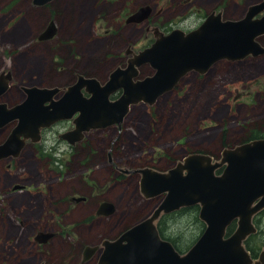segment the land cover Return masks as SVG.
<instances>
[{"label": "rangeland", "instance_id": "rangeland-1", "mask_svg": "<svg viewBox=\"0 0 264 264\" xmlns=\"http://www.w3.org/2000/svg\"><path fill=\"white\" fill-rule=\"evenodd\" d=\"M260 1L55 0L37 6L33 0H0V73L10 70L14 76L0 103L22 102L23 86L68 87L79 74L106 82L126 65L129 47L138 52L154 43L147 27L191 31L213 11H222L224 20H239ZM146 5L153 8L147 20L126 22ZM51 21L57 35L40 41ZM258 40L264 45V35ZM151 72L149 65L141 69L143 76ZM14 125L0 128V143ZM72 128L73 120L61 121L44 130L41 142L28 141L18 158L0 161V264H94L83 261L86 247L117 239L164 197L145 198L141 174L123 171H167L189 153L219 158L225 147L263 137L264 55L222 60L205 75L192 72L153 106L133 105L120 128L92 130L76 146L59 138ZM71 196L86 200L74 202ZM57 200H63L60 207ZM105 201L114 203L116 211L99 216ZM199 209L174 212L160 224L182 252L206 228ZM256 223L260 232L248 247L258 254L264 248V213ZM230 228L233 232L236 223ZM40 231L53 236L38 243Z\"/></svg>", "mask_w": 264, "mask_h": 264}, {"label": "water", "instance_id": "water-1", "mask_svg": "<svg viewBox=\"0 0 264 264\" xmlns=\"http://www.w3.org/2000/svg\"><path fill=\"white\" fill-rule=\"evenodd\" d=\"M52 1L33 0L38 6ZM152 12L151 6H141L127 22H143ZM150 30L155 42L139 53L129 49L127 54L132 56L127 66L112 71L104 84L95 77L79 75L59 98H55L62 91L59 87L23 86L26 98L22 102L11 107L1 102L0 128L12 122L16 125L0 143V161L18 158L28 140L40 142L43 130L59 121L73 119L74 128L59 137L76 145L93 129L116 124L121 127L133 105H154L192 71L206 74L224 59L237 61L264 55V46L258 41L264 35V0L251 5L240 20H223L222 12L213 11L188 33L174 29L166 34L158 27ZM56 33L57 27L51 22L39 39H51ZM147 64L154 74L137 79L140 68ZM12 80L11 71L0 74V97L9 91ZM120 90V97L112 100L111 96ZM221 154L215 159L210 154L191 153L167 171L153 167L123 171L141 174L140 188L147 199L164 197L148 217L116 240L102 242L99 264H264V250L254 260L245 245L248 237L258 232L254 217L264 210V137L226 147ZM83 199L73 198L77 202ZM194 205L200 206L199 217L206 228L182 254L161 237L157 224L163 215ZM115 210L114 203L103 202L97 214L108 216ZM234 221L237 227L227 235ZM52 236L39 232L36 240L45 243ZM99 248L86 247L83 260H89Z\"/></svg>", "mask_w": 264, "mask_h": 264}, {"label": "flooded vegetation", "instance_id": "flooded-vegetation-1", "mask_svg": "<svg viewBox=\"0 0 264 264\" xmlns=\"http://www.w3.org/2000/svg\"><path fill=\"white\" fill-rule=\"evenodd\" d=\"M55 0H53L52 2H54ZM51 2V3H52ZM154 27H158V26H154ZM161 27V28H160ZM160 27H158L160 30H162L164 33H169V32H171V31H168V30H165V29H167V28H165V27H163V26H160ZM150 32H152L153 33V31H148V27H147V34H149ZM187 32H189V31H187ZM57 33H58V30H57ZM153 35H154V33H153ZM129 49L130 50H132V51H134V52H136L134 49H132L131 47H129ZM130 56H132V54L131 55H129V57H128V59H127V63H128V60H129V58H130ZM127 63H126V65L125 66H123V67H126L127 66ZM147 65H149V64H147ZM145 66V65H144ZM144 66H142L141 68H140V75H139V77L137 78V79H141V78H144V77H147V76H150V75H152L153 73H154V69L152 68V72L149 74V75H146V76H143L142 75V73H141V69L144 67ZM150 66V65H149ZM193 72V71H192ZM192 72H190V73H192ZM190 73H188L186 76H184L181 80H180V82L175 86V88L174 89H176L177 87H179L180 86V83L184 80V78L185 77H187ZM84 76H86V75H84ZM77 79H78V77H77ZM77 79H76V81H77ZM75 81V82H76ZM74 82V83H75ZM102 82V81H101ZM73 83V84H74ZM102 83H104V82H102ZM55 87V86H54ZM58 87V86H57ZM65 88V87H64ZM173 89V90H174ZM10 90V89H9ZM121 92V90L120 91H118L117 93H120ZM116 93V94H117ZM63 94V93H62ZM61 94V95H62ZM61 95L59 96V97H61ZM115 95V94H114ZM59 97H57V96H55V98H59ZM128 116V115H127ZM126 116V117H127ZM126 119V118H125ZM125 119H124V121H125ZM124 123V122H123ZM122 123V124H123ZM56 125V124H55ZM54 125V126H55ZM118 126V125H117ZM119 127V126H118ZM260 138H263V137H260ZM85 140V139H84ZM83 140V141H84ZM77 145V144H76ZM76 145H74V146H76ZM61 202H63V200H57L56 201V203H55V205H57V206H61ZM115 213V212H114ZM101 254H102V250H98L97 252H96V255L95 256H93L90 260H89V262H93L94 264H99V261H100V257H101ZM254 258H257V256H253ZM16 264H22V263H16ZM46 264V263H45Z\"/></svg>", "mask_w": 264, "mask_h": 264}, {"label": "trees", "instance_id": "trees-1", "mask_svg": "<svg viewBox=\"0 0 264 264\" xmlns=\"http://www.w3.org/2000/svg\"><path fill=\"white\" fill-rule=\"evenodd\" d=\"M250 139H252V138H250ZM250 139H248V140H250ZM186 209V208H185ZM182 210H184V209H182ZM181 210V211H182ZM166 216H168V215H165L164 217H162V219L160 220V222H159V230H160V234L162 235V237L163 238H165V239H168L167 237H165V235H164V233H163V230L160 228V224H161V222H163L162 220H164L165 218H166ZM164 218V219H163ZM229 231L231 232L232 231V228H230L229 229ZM169 240H171V239H169ZM173 243H174V245L176 246V248L178 249V250H180V251H182L181 250V248L173 241V240H171ZM251 249V248H250ZM254 255H256V253H254Z\"/></svg>", "mask_w": 264, "mask_h": 264}, {"label": "clouds", "instance_id": "clouds-1", "mask_svg": "<svg viewBox=\"0 0 264 264\" xmlns=\"http://www.w3.org/2000/svg\"><path fill=\"white\" fill-rule=\"evenodd\" d=\"M49 149H48V147L47 146H45V151H48ZM57 155H59V154H57Z\"/></svg>", "mask_w": 264, "mask_h": 264}]
</instances>
